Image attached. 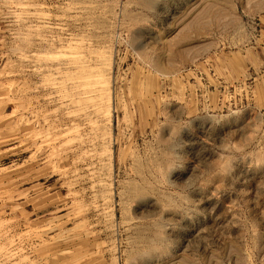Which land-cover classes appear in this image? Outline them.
I'll list each match as a JSON object with an SVG mask.
<instances>
[{
  "label": "rangeland",
  "instance_id": "374dc122",
  "mask_svg": "<svg viewBox=\"0 0 264 264\" xmlns=\"http://www.w3.org/2000/svg\"><path fill=\"white\" fill-rule=\"evenodd\" d=\"M0 264H264V0H0Z\"/></svg>",
  "mask_w": 264,
  "mask_h": 264
},
{
  "label": "bare ground",
  "instance_id": "6f19581e",
  "mask_svg": "<svg viewBox=\"0 0 264 264\" xmlns=\"http://www.w3.org/2000/svg\"><path fill=\"white\" fill-rule=\"evenodd\" d=\"M39 15H40V14H39ZM76 44H78V43H76ZM68 45H70V44H68ZM72 52H73V51H72ZM78 52H80V51H78ZM70 53H71V52H70ZM70 53H69V54H70ZM91 54H92V53H91ZM47 57H48V56H47ZM47 57H46V58H47ZM78 57H79V56H78ZM69 58H70V57H69ZM50 60H52V59H50ZM70 61H71V60H70ZM84 63H85V62H84ZM88 63H89V62H88ZM58 65H59V64H58ZM95 65H96V64H95ZM70 66H71V65H70ZM72 66H73V65H72ZM91 66H92V65H91ZM75 67H76V66H75ZM58 69H59V68H58ZM96 69H97V68H96ZM73 70H75V69H73ZM84 71H85V70H84ZM71 72H72V71H71ZM86 72H87V71H86ZM87 73H88V72H87ZM87 73H85V74H87ZM92 73H93V72H92ZM81 74H82V73H81ZM83 74H84V73H83ZM87 75H88V74H87ZM80 76H81V75H80ZM84 76H85V75H84ZM80 78H84V77L82 76V77H80ZM85 78L88 79V76L85 77ZM85 78H84V80H85ZM89 78H90V77H89ZM87 79H86V80H87ZM93 80H94V79H93ZM98 80H99V79H98ZM105 81H106V80H105ZM96 82H97V81H96ZM96 82H95V83H96ZM84 83H86V82H84ZM87 83L90 84V80L87 81ZM89 84H87V86H89ZM98 85H99V83H98ZM100 85H101V84H100ZM103 85H104V84H103ZM87 86H86V87H87ZM92 86H93V85H92ZM74 87L77 88L76 85H75ZM79 87H80V86H79ZM99 87H100V86H99ZM100 88H102V87H100ZM104 88H105V86H104ZM99 90H100V89H99ZM103 90H104V89H103ZM75 92H76V91H75ZM96 92H97V91H96ZM104 92H105V91H104ZM92 94H93V93H92ZM106 94H107V93H106ZM106 94H105V96H107ZM82 95H83V94H82ZM94 95H95V94H94ZM99 95H100V94H99ZM108 95H109V94H108ZM94 98H95V97H94ZM101 99H102V98H101ZM101 99H100V100H101ZM107 99H108V98H107ZM96 102H97V101H96ZM97 103H98V102H97ZM108 104H109V103H108ZM107 113H108V112H107Z\"/></svg>",
  "mask_w": 264,
  "mask_h": 264
},
{
  "label": "clouds",
  "instance_id": "9594fccd",
  "mask_svg": "<svg viewBox=\"0 0 264 264\" xmlns=\"http://www.w3.org/2000/svg\"><path fill=\"white\" fill-rule=\"evenodd\" d=\"M177 143V142H176ZM181 147L179 146V144L177 143V147L175 148V154L177 155V156H179V152H178V150L180 149Z\"/></svg>",
  "mask_w": 264,
  "mask_h": 264
}]
</instances>
